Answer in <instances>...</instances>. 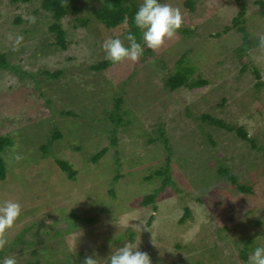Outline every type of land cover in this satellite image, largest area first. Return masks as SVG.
<instances>
[{
    "label": "rangeland",
    "instance_id": "1",
    "mask_svg": "<svg viewBox=\"0 0 264 264\" xmlns=\"http://www.w3.org/2000/svg\"><path fill=\"white\" fill-rule=\"evenodd\" d=\"M254 1L160 0L179 8L190 32L177 31L151 49L146 60L125 59L96 71L91 66L106 60L105 40L119 37L125 46L129 43L123 29H107L95 20L93 12L103 0H80L81 14L69 11L63 20L66 50L47 31L51 19L42 0H0V51L10 66L0 68V135L13 141L2 153L7 177L0 181V202L21 205L20 216L5 233L8 243L0 249V259L75 264L76 258L92 257L107 264L113 252L131 241L149 254L152 264H247L240 256L244 243L250 241L247 257L264 246L262 152L235 131L207 125L199 116L210 113L226 126L242 128L264 147V13ZM239 2L245 6L248 54L259 80L250 70L239 73L233 49L241 44V34L234 28L224 31ZM78 16L90 18L86 27H74ZM17 17L22 24L13 23ZM36 18L48 22L34 33L26 21L34 24ZM17 36L23 37L19 46ZM186 51L195 67L192 77L204 78L208 85L180 88L172 98L162 77L173 72ZM44 71L61 74L51 79ZM119 93L122 113L130 112L132 123L117 125L113 148L114 125L106 111ZM62 110L71 115L61 116ZM159 122L171 143L172 182L154 203L142 206L143 197L162 186V177L144 179L166 163L163 143L147 140ZM54 128L62 136L44 153L41 147L48 145ZM104 146L109 147L105 155L91 162L90 155ZM56 158L75 168L73 179L55 165ZM219 167L251 192L237 189ZM185 207L190 212L181 221ZM72 214L93 220H75Z\"/></svg>",
    "mask_w": 264,
    "mask_h": 264
},
{
    "label": "trees",
    "instance_id": "2",
    "mask_svg": "<svg viewBox=\"0 0 264 264\" xmlns=\"http://www.w3.org/2000/svg\"><path fill=\"white\" fill-rule=\"evenodd\" d=\"M30 0H11V2H29ZM238 1V0H237ZM80 0H42L41 8L50 14L49 16L46 15L47 19H51V22H41L40 19L36 18L35 21H33L34 24H32L30 21H26L28 24H31L36 32V28L40 27L41 23H47L48 26L47 31L49 33H53L55 35L56 39V45H58L60 48L66 50L68 48L67 40H66V26L63 22L64 18L69 14V11L71 13H80L82 12V9L80 6H78L76 3H79ZM261 9V12L264 13V0H255L254 1ZM185 4L191 8L192 3L190 1H186ZM239 10L235 17L232 19V23L230 26H226L224 31L227 32L230 29L234 28L237 29V31L241 34V44L238 45L233 49L234 56L238 59V62L240 64L239 73L243 74L247 70L252 71L253 75L255 76L256 80L260 79V73L258 70L252 65L250 56L248 54L250 45H251V39L249 38V33L246 30V20H245V6L241 2H239ZM140 6L138 5L136 0H103L102 4L97 7V9L93 12L95 20L100 22L105 28L107 29H115V28H121L124 30V35L126 36L129 31H131L133 34H135L136 39L138 42H140L143 45V41L141 39V30L135 26L133 23L134 15L137 11V9ZM90 18H85L84 16H78L76 17V20L78 21V26L74 25V27H86ZM22 20L17 17L15 18L14 22L15 24H22ZM30 22V23H29ZM25 26V25H24ZM23 26L24 32L27 31V28ZM181 34H187L190 32V30L185 27L183 24L179 30H177ZM222 31L221 33H224ZM220 33L217 34L219 36ZM189 51H186L182 54V56L176 60V63L174 65V70L171 73L163 74L162 81L164 86L169 90V92L172 94V98H174L180 88H186L189 90L192 89H199L201 90L203 87L208 85V81L204 78L198 77H192V75L195 72V67L190 65L187 56ZM151 54V49L145 47L143 51L142 60H146ZM115 64L110 62L109 60H103L98 64L92 65V69L96 71H101L103 69H106L110 65ZM10 67L7 62L6 55L0 51V68H8ZM43 74L48 75L51 79H56L60 76L61 72H55L51 73L50 71H44ZM257 85H260V83H256ZM120 94V93H119ZM171 101V100H170ZM122 103H123V96L120 94L118 95L114 100V105L111 110L106 111L107 119L112 126L110 128L111 137L110 144L113 146V148L117 146V136L116 133L118 132L117 125L121 123V125L126 128L129 124L132 123L131 119L129 118V115H132L128 111H123L122 113ZM170 103H167V106L165 108V111L169 109ZM122 114L126 116V118L122 117ZM61 116H70L71 112L68 110H62L59 112ZM199 119L201 122L207 123V125L210 126H217V127H224L229 131H235L236 134L241 137L244 141L248 142L251 146V148L261 151L264 161V147H258L257 142H255L254 139H251L248 134L242 129V128H234L226 126L221 119L215 118L210 113H201L199 116ZM123 120V121H122ZM199 127H201V123L199 124ZM202 129V128H201ZM146 134V133H145ZM61 133L59 132V129L54 128V130L51 132L50 140L48 145H43L41 147L42 152L47 153L49 150L48 146L51 145L52 140H58L61 137ZM147 140L150 143L161 141L168 153V155L165 157L166 163L159 167L158 169L154 170L151 174L145 175L144 179L150 180L153 179L152 177H162V186L155 190L154 193L145 195L141 201L142 206H146L148 204L154 203L156 197L158 196L159 192L163 190V188L170 184L172 181L169 177L170 172V156L172 155L171 151V143L169 137L165 134V130L162 126V124L159 122L156 125V129L153 131V134L148 135L147 133ZM12 139L5 135H0V181H3L7 177V168L4 161V158L2 156V153L6 150V148L12 146ZM75 148H80V146H77ZM108 146H104L101 149H99L95 154L90 155V161L93 163H96L99 161L100 158H102L105 153L108 150ZM117 152V151H116ZM55 165H57L66 175L68 179H73L76 176V170L73 168V166L64 159H55ZM29 167H32V165H29ZM28 168V167H27ZM34 168V167H33ZM219 173H225L228 175V178L230 181L236 186L237 189H239L242 192H251V187L245 186L243 184L237 183V180L235 177L228 173V170L223 167H219L217 169ZM118 177H114L116 180ZM189 208L185 207V214L181 218V221L186 219V217L189 215ZM73 218L75 220L80 221H92V217H84L80 214H72ZM71 226H74L72 224ZM72 228V227H71ZM68 230V229H67ZM250 241H247L244 243V245L240 249V256L244 260L245 263L248 264V244ZM80 254V253H79ZM83 259L84 257H79L73 261L75 264H84ZM82 262H81V261Z\"/></svg>",
    "mask_w": 264,
    "mask_h": 264
},
{
    "label": "clouds",
    "instance_id": "3",
    "mask_svg": "<svg viewBox=\"0 0 264 264\" xmlns=\"http://www.w3.org/2000/svg\"><path fill=\"white\" fill-rule=\"evenodd\" d=\"M133 23L141 30L143 45L137 41L135 34L127 33L125 39L128 46L117 38H108L102 44L105 59L118 63L125 59L135 63L143 55L144 48L158 49L165 39H171L182 26V14L179 8L172 7L160 0H143L137 9ZM22 36L15 38V46H19ZM261 44L264 45V39ZM21 214V205L18 202L5 200L0 202V249L8 243L5 233L14 226ZM0 264H17L15 257L0 259ZM84 264H98L96 258L86 257ZM107 264H152L147 252L138 250V244L131 241L119 247L107 260ZM248 264H264V246L256 247L248 257Z\"/></svg>",
    "mask_w": 264,
    "mask_h": 264
}]
</instances>
